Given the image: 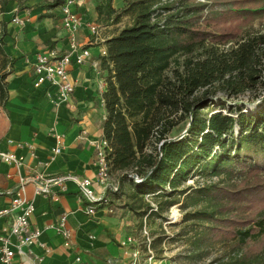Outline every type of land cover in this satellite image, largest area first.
Masks as SVG:
<instances>
[{
	"label": "trees",
	"instance_id": "16d2710c",
	"mask_svg": "<svg viewBox=\"0 0 264 264\" xmlns=\"http://www.w3.org/2000/svg\"><path fill=\"white\" fill-rule=\"evenodd\" d=\"M95 10L102 25L131 17L100 57L102 138L117 186L105 190L117 197L127 187L140 224L166 218L183 197V221L207 222L193 244L230 242L233 264H263L264 33L245 27L264 14V0H124L119 9L97 0ZM11 64L0 42V107ZM179 127L183 133L172 135ZM149 194L153 202H142Z\"/></svg>",
	"mask_w": 264,
	"mask_h": 264
},
{
	"label": "crops",
	"instance_id": "0c3cea01",
	"mask_svg": "<svg viewBox=\"0 0 264 264\" xmlns=\"http://www.w3.org/2000/svg\"><path fill=\"white\" fill-rule=\"evenodd\" d=\"M49 1L0 0V28L4 29L0 35L1 48L12 59V64L6 68L8 99L0 107V150L23 157L19 167L0 162V210L10 206L22 179L25 195L34 203L30 225L40 230L43 244H35L30 252L17 253L13 264L126 261L130 256H123L121 242L136 232V216L126 204L129 203L126 202L129 199L127 187L115 197L96 184L93 145L95 140L103 137L101 125L105 117L102 94L106 88V71L100 65L99 49L118 29H111L113 24L97 23L95 0H74L70 4L80 19L76 41L80 48L88 50L89 55L81 64L72 61L68 65L73 92L67 100L55 102L54 89L47 83L39 87L32 83L33 64L38 54L60 57L69 49L70 37L62 23L61 6L47 7ZM123 4L122 0H112L116 9ZM14 17L23 24L12 21ZM90 25L98 27L103 43L89 42L93 38ZM96 60L99 61L97 68ZM56 135L62 136V149L53 156ZM36 175L54 179L49 185V194L35 193L40 181ZM67 176L92 180L98 197V202L93 204L94 213H86V206L91 204L77 183ZM60 178L64 179L58 182ZM123 195L127 198L122 200ZM63 217L64 228L70 232L67 246L58 231ZM9 219V214L0 216V235ZM140 248V257L144 259L145 248Z\"/></svg>",
	"mask_w": 264,
	"mask_h": 264
},
{
	"label": "built area",
	"instance_id": "2783aa9c",
	"mask_svg": "<svg viewBox=\"0 0 264 264\" xmlns=\"http://www.w3.org/2000/svg\"><path fill=\"white\" fill-rule=\"evenodd\" d=\"M74 0H67L65 4L61 5L63 14L62 23L64 28L68 31L70 41L68 51L60 57H50L46 54H38L37 61L33 64V86L39 87L44 83H47L50 88L54 89V101L62 102L67 100L74 89V83L71 80L67 71L68 65L73 61L76 64H81L89 52L85 48H80L76 41L75 33L80 26V19L76 13H74L70 4ZM14 22L23 24V21L14 17ZM90 33L93 34L91 42L98 40V27L91 26ZM98 43V42H96ZM106 54L105 48L101 49V56ZM57 144L53 149V156L60 153L62 149V136H55ZM95 148V164L97 166L95 182L99 186L106 188H113L117 190L115 184H111V176L109 166L106 160V146L105 139L100 138L93 143ZM52 156V158H53ZM23 157L16 156L14 153L1 151L0 150V162H6L19 167L22 164ZM37 182L35 193H42L44 195L49 194V185L54 182L52 178H43L40 175L35 176ZM67 178L73 179L79 190L82 192L86 200L91 204L86 206V213H94L93 204L98 202V197L93 190V182L90 178H78L76 176H67ZM64 178H60L62 181ZM56 199L55 196H53ZM100 201V200H99ZM34 211V203L32 199H28L25 195L23 186V180L20 181V186L14 192L10 206L0 210V216L10 215V219L7 224L3 227V234L0 235V262L2 264H13L14 256L19 252H30L31 247L35 244L43 246L40 242V230L32 228L30 225V217ZM65 217L62 218L61 223L58 227V231L65 238L64 244L69 245L70 232L64 228ZM123 256H130L129 260L122 261L121 259H111L105 262V264H162L163 260L155 258L154 252L149 242L144 245V259H141V246L135 241L132 236H127L121 242ZM39 259V258H38ZM76 260H79L77 258Z\"/></svg>",
	"mask_w": 264,
	"mask_h": 264
},
{
	"label": "rangeland",
	"instance_id": "374dc122",
	"mask_svg": "<svg viewBox=\"0 0 264 264\" xmlns=\"http://www.w3.org/2000/svg\"><path fill=\"white\" fill-rule=\"evenodd\" d=\"M95 1L97 2V0ZM122 1L124 2V0ZM199 1H203V3H221L231 0ZM129 24H131V17L125 15L118 23L113 24V27H111V29L113 28L114 30H117ZM91 26L96 25H90V27ZM252 28L253 31L257 30L260 33H264V14L255 17V19L245 27V30L249 31ZM89 30L91 29L89 28ZM90 34L93 35L92 33ZM97 37L98 40L96 42H104V39L100 37L99 31ZM103 48H105V46L101 45L99 49V55H101V49ZM94 65L97 68V66H99V61L96 60ZM246 97L247 96H243L244 99H246ZM183 130L184 128H176L172 131V135L177 136L178 134L183 133ZM221 176L224 177L225 175L223 174ZM196 178L197 177H195V179ZM220 178L222 179V177L215 176L213 177V181H217ZM238 178H236V181H239ZM187 183L194 184L193 179L189 178L187 180ZM126 191L129 192L128 189H126ZM126 195L122 196V200L127 198ZM128 198L129 199H126V202L131 201V197ZM180 201L181 202L169 208L168 212H163V215H165L166 218L153 217L152 215H149L147 218H143L141 224L140 219L133 212L132 214L136 216L137 220V224L135 225L136 232L130 235L141 247L144 246L146 242L152 244V242L154 241L155 247L154 249L152 247L151 248L154 252L155 258L163 260L162 264H222L226 262H230L231 264H233L238 256L236 257L237 252L233 247H231L230 242L222 243L221 241H215L213 244L207 247H200L193 244L195 234H197L199 230L203 229L207 225V222L199 219L184 222L183 219L185 211L181 205L184 202L183 197L180 198ZM142 202L152 203V196L150 194L145 195ZM195 207V205H189L187 211H193ZM173 209H175L178 214V217L176 219L172 217ZM225 226L226 225L222 226V228H225ZM159 238H161V241H159Z\"/></svg>",
	"mask_w": 264,
	"mask_h": 264
},
{
	"label": "bare ground",
	"instance_id": "6f19581e",
	"mask_svg": "<svg viewBox=\"0 0 264 264\" xmlns=\"http://www.w3.org/2000/svg\"><path fill=\"white\" fill-rule=\"evenodd\" d=\"M172 217L175 219L178 217L177 211L175 209H173Z\"/></svg>",
	"mask_w": 264,
	"mask_h": 264
},
{
	"label": "water",
	"instance_id": "95a60500",
	"mask_svg": "<svg viewBox=\"0 0 264 264\" xmlns=\"http://www.w3.org/2000/svg\"><path fill=\"white\" fill-rule=\"evenodd\" d=\"M132 177H136L135 175H132Z\"/></svg>",
	"mask_w": 264,
	"mask_h": 264
}]
</instances>
